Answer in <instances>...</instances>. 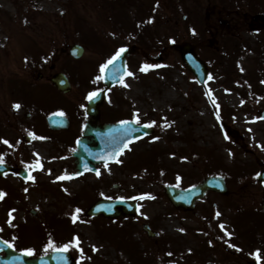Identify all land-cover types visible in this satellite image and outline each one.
I'll use <instances>...</instances> for the list:
<instances>
[{
    "label": "rangeland",
    "instance_id": "374dc122",
    "mask_svg": "<svg viewBox=\"0 0 264 264\" xmlns=\"http://www.w3.org/2000/svg\"><path fill=\"white\" fill-rule=\"evenodd\" d=\"M137 1L135 8L133 2L127 5L124 0H0V104L10 95L14 80L21 85L28 81L23 73L35 72L32 68L38 56L50 64L53 52L66 44L81 42L86 51L80 63L93 62L81 74L83 85L101 75L100 65L118 49L136 46L129 59L134 75L124 80L127 87L114 88L107 103L118 114L138 115L139 123L155 122L151 124L154 133L132 144L120 163L107 168L100 165L99 176L86 173L67 181L57 179L56 189L51 183L56 177L49 170L56 171L57 177L74 173L70 150L78 136L68 134L77 131L52 132L44 127L35 137L45 139L25 143L27 125L36 116L32 112L27 117L35 107L24 104L17 113L16 136H0V153L8 147L14 162L35 181L7 179L14 185L0 201L1 234L19 250L34 249L33 256L51 251L45 248L49 239L59 247L78 237L79 246L73 244L67 250L77 264H249L256 260L251 255L256 250L259 263L264 264L260 206L264 183H254L259 167H264V118L260 114L264 109V30L257 34L247 28L243 32L229 28L238 11L263 14L264 0ZM182 41L193 42L198 54L216 65L210 73L211 101L172 46ZM210 41L213 52L205 48ZM251 44L258 46L260 54L254 60L248 55L239 60L236 53ZM159 55L162 60H157ZM145 64L159 67L140 71ZM60 65L64 66V57ZM222 69L227 75L221 74ZM230 73L252 96L248 102L252 106L230 91H242L230 83ZM73 86L62 99L47 92L45 111L50 113L60 104L67 109V101L77 105L80 84L74 81ZM217 113L226 117V127ZM3 140L9 144L2 146ZM54 156L60 157L57 163H53ZM38 159L40 168L36 167ZM218 172L230 193L210 191L191 210L176 208L165 193L167 184L187 187ZM4 185L0 180V186ZM144 193L154 198L140 199ZM100 198L137 200L139 211L110 219L86 214ZM76 207L82 211L73 222ZM45 215L50 216L47 224ZM144 223L158 235L149 236Z\"/></svg>",
    "mask_w": 264,
    "mask_h": 264
},
{
    "label": "water",
    "instance_id": "95a60500",
    "mask_svg": "<svg viewBox=\"0 0 264 264\" xmlns=\"http://www.w3.org/2000/svg\"><path fill=\"white\" fill-rule=\"evenodd\" d=\"M176 48L181 51L182 56L186 64L196 73L199 81L205 82V65L204 63L194 54L193 46L187 43L176 45ZM132 50L127 49L122 53L121 57L114 62L113 65H110L105 70V82L108 86L116 84L123 79L125 74L126 66V57L131 53ZM82 53V49L78 51V54ZM202 65V66H201ZM54 83L64 91L69 89V86L60 79H54ZM68 84V83H67ZM104 97V91L98 93L93 97L89 103L90 111L97 108L99 104L102 103ZM58 116L49 117V122L52 124L54 121H57ZM127 127L130 129L127 133H124L122 130ZM151 130L147 127L135 126V124H130L128 126L120 124L106 125L96 129H87V133H91L92 136L90 139L85 138L79 140V149L75 152L77 156V165L82 170H87L93 167L94 164L104 161L103 157L108 156L110 153H113L118 148H123L125 143L129 144L130 141L135 140L141 135L149 133ZM92 142H95L93 144ZM123 152V151H122ZM116 155L114 158L108 159V161H114L118 158ZM6 167L0 166V174L3 173ZM217 179L205 180L202 184L197 187L189 188L186 190H178L172 187L167 188L168 195L173 199H178V205H185L187 207H192L196 198H198L202 193L212 186H216ZM215 188V187H214ZM108 207L112 210H106ZM137 206L134 202L127 201H101L93 206L91 213L97 214L103 212L105 214L117 215L122 210L133 212ZM0 251H5L6 255H0V264H74L70 256L63 252H53L47 256L41 258H29L25 254L18 253L14 251L11 247L3 246V241L0 239ZM63 257V259H60Z\"/></svg>",
    "mask_w": 264,
    "mask_h": 264
},
{
    "label": "flooded vegetation",
    "instance_id": "af4514ba",
    "mask_svg": "<svg viewBox=\"0 0 264 264\" xmlns=\"http://www.w3.org/2000/svg\"><path fill=\"white\" fill-rule=\"evenodd\" d=\"M264 9V8H263ZM238 15L233 16L232 20L234 21V24L230 26V30L232 32L238 31L242 32L244 29L246 30L249 29L253 32H260L262 28H259L260 26L264 25V14H250L249 12H244V13H239L237 12ZM230 20V19H229ZM227 22V21H226ZM229 23V22H227ZM231 23V22H230ZM70 46H66L65 48H62L61 50H57L55 52L56 55V62L59 61L61 57H64V65L66 68H63L62 66L60 67L63 71L64 69H70L73 67L75 64L74 58L70 55L69 53ZM52 62L50 65L47 64V62L40 64L37 63L36 67L34 69H38L34 73L28 74L24 73L25 77H28L27 81V88H29V93L31 94L32 98L34 100L28 102L29 105L34 106V115L36 116L35 119L33 120V123L31 125H27V128L29 129V132L34 133L35 136H38L37 132L41 129L44 128V120L42 119V113L40 110H37L38 102L40 103V100L42 98V95L46 92L47 90V83L48 79L52 77L54 69L57 67V63ZM64 66V67H65ZM73 83V82H72ZM18 92L16 90H12L7 97V101H4L3 105L0 104V136H16L15 128L19 123L16 121L17 119V113L20 112L22 106L27 104V100L24 98V91L22 85L18 86ZM93 87L96 88L97 86L93 84L91 88ZM88 95L86 91L81 90L77 94V105L74 106L75 108V117L73 118V121L71 123V127L73 130L77 131L79 130L80 126L82 125V121L80 119L81 112L82 110L84 111L85 114V105L88 100ZM13 100H17L14 104L19 103L21 107L19 109H16L12 107L10 108V104L12 103ZM83 108H81V106ZM28 117L31 115L30 112L26 114ZM101 117L105 120H115L114 116L112 117V111L104 105L101 109ZM76 119H79L77 121ZM20 121L19 119H17ZM69 128V129H70ZM75 135L74 133H72ZM7 163L13 165L14 172L12 174H18V168L17 164L14 163L12 158L7 156V160H4ZM4 178V177H3Z\"/></svg>",
    "mask_w": 264,
    "mask_h": 264
},
{
    "label": "snow or ice",
    "instance_id": "6c2138e0",
    "mask_svg": "<svg viewBox=\"0 0 264 264\" xmlns=\"http://www.w3.org/2000/svg\"><path fill=\"white\" fill-rule=\"evenodd\" d=\"M125 51H126V49H125L124 47H121V48L118 49V50L115 52V54H114L113 56H111V57H110V58H109L104 64L100 65V73H101V75H99L96 79H97V80H103V79H105V76H104V72H105V70H106L110 65H113L114 62H116V61L121 57L122 53H124ZM155 67H159V65H149V64H145V65H143V66L141 67L140 71H147V70H149L150 68H155ZM125 74L128 75V76H132V75H134V73H132V72H130V71H127V69H125ZM209 79H212V77L209 76ZM120 83H121V84H124V81H123L122 78H121V80H120ZM124 86L127 87L128 85H127V84H124ZM208 94L211 96L210 91H209ZM96 95H97V92H92V93H89V95H88L87 98H88L89 100H91V99H92L93 97H95ZM213 103H215L214 100H213ZM13 107L16 108V109H19V108L21 107V105H20L19 103H16V104L13 105ZM217 107H218V105H217ZM217 118L219 119V115H218V113H217ZM254 119H257V118H254ZM120 123H121L122 125H125V126H128V125H130V124H132V123H139V116L134 114V118H133L132 121L124 120V121H121ZM154 123H155L154 121H153V122H150V123H149L148 125H146V126H151V124H154ZM122 131H123L124 133H127L128 131H130V129L127 128V127H125ZM29 135H30V136H33L34 138L45 139L44 137H35V134H34V133H31V132L29 133ZM153 139H157V138H156V137H153ZM3 143H4V144H9V141H7V140H3ZM10 146H11V145H10ZM123 147H124V148H127V147H128V144L125 143ZM122 151H123V148H118V149H117L116 151H114L113 153H110L108 156L103 157L104 162H105V167L107 168V166H108V159H110V158H114V157H115L116 155H118L119 153H122ZM37 155H38V154H37ZM115 162H116V163H120L121 161H119V160L117 159ZM3 163H4V157H3L2 154H0V165H2ZM36 167H38V168L42 167V165L39 163V159L36 161ZM96 174H97V176L100 175V171H99V169H96ZM79 175H81V173H80V172H76V173H72V174L61 175V176L57 177L56 179H59V180H63V179H72V178H74V177H76V176H79ZM261 175H264V174L257 173V176H261ZM25 179H26V180L31 179L33 182L35 181V177H33V176H31V175L25 177ZM177 179H179V177H177ZM25 191H27V189H25ZM65 191H66V189H65ZM4 195H5V193H4L2 190H0V199H2V198L4 197ZM139 198H140V199H145V198H149V199H151V198H154V197H152V195H151L150 193H144V194H140ZM134 199H135V197H134ZM13 211H15V210L13 209V210H10V212H9V217H10V219H9V221H8L9 224L11 223L12 212H13ZM81 211H82V210L79 209V208L75 209V212H74L73 215H72L73 222H75L76 219L78 218L77 215H76V213H80ZM137 211H139V208L137 209ZM217 215H219V213H217ZM220 227H221V228H224V225L221 224ZM0 230H2V229H0ZM181 231H183V229H181ZM225 234H226V235H229V236L231 235V233H228L226 229H225ZM73 244H75L77 247L79 246V238H78V237L74 238V240H73L72 242H70V243H66V244H63V245H61V246H59V247H57L53 241L49 240V243H48L47 245H45V248H46V249H51L52 251H55V252L63 253V252H66V251L69 249V247H71ZM3 246L14 247V245L11 244V243H9L8 241H3ZM231 246H232V247H236L235 245H231ZM93 250H95V247H94V246H93ZM21 251H23V253H24L25 255H32V254L34 253V249H32V248L22 249ZM81 251H82V249H81ZM251 255L255 256V258H256V260H257V262H258V264H259V260H260L259 250H256V252L252 253ZM60 259H63V257H60Z\"/></svg>",
    "mask_w": 264,
    "mask_h": 264
}]
</instances>
